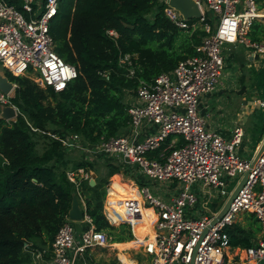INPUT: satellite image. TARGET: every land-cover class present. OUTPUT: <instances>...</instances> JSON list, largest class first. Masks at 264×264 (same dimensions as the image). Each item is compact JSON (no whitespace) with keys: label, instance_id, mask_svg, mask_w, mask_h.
<instances>
[{"label":"built area","instance_id":"obj_1","mask_svg":"<svg viewBox=\"0 0 264 264\" xmlns=\"http://www.w3.org/2000/svg\"><path fill=\"white\" fill-rule=\"evenodd\" d=\"M162 1L164 15L175 26L186 30L201 28L207 34L195 46L196 53L181 59L172 71L161 72L151 81L139 80L136 102L127 107L134 135L112 136L90 144L76 133L47 134L58 139L69 152L80 149L89 158L111 156L123 165L135 166L152 180L174 178L182 184L181 191L169 201L152 195L144 185L138 186L137 196H131L123 205L127 213L124 219L131 225V233L137 220L151 216L146 213L151 209L152 233L136 242L137 248L148 258V264H190L192 261L194 264H232L234 260L241 264H260V260L264 261V150L254 164L253 157L240 156L236 147L242 141L243 128L234 127L228 140L208 130L198 113V102L201 95L213 92L219 82L224 68V44L243 43L254 53L264 54V42H254L247 37L253 22L264 18V7L259 8L256 0H193L202 13L198 19L201 26L196 27V21L188 22L168 0ZM203 3L213 16L208 17L211 22L205 20ZM58 4L59 0H0V65L14 76L36 73L29 78L39 87H51L55 92L64 90L78 75L75 66L64 62L54 50L49 23L57 13ZM107 32L116 36L114 30ZM119 64L125 65L127 77L134 76L131 55L120 56ZM101 76L108 80L110 72L104 70ZM16 87L11 81L7 92L0 89V113L5 106L19 113L11 100ZM261 105L264 103L259 101ZM142 124L153 125L157 131L138 141L136 136ZM169 137L159 158L149 157L148 154ZM246 172L243 185L215 224L210 226L216 214H203L198 218L186 216L185 207L196 201L191 191L193 185L209 186L217 189L221 196L229 195L233 191L226 190L230 179L241 178ZM66 175L78 193L81 182L93 178L91 172L83 168L68 169ZM238 183L239 180L236 185ZM109 189L107 187L108 193ZM82 210L81 222L86 223V228L78 233L72 221L66 218L51 243V264H77L86 249L111 245L107 235L94 228L84 207ZM244 212L252 213L257 219L260 238L251 247H232L227 228ZM103 213L109 223H117L111 222L105 211ZM26 251L31 256L30 264H43L46 249L27 247ZM117 259L120 264H126L119 256Z\"/></svg>","mask_w":264,"mask_h":264},{"label":"trees","instance_id":"obj_2","mask_svg":"<svg viewBox=\"0 0 264 264\" xmlns=\"http://www.w3.org/2000/svg\"><path fill=\"white\" fill-rule=\"evenodd\" d=\"M256 2L264 7V0ZM154 7L156 11L149 17ZM164 7L162 0H59L49 32L55 52L75 66L77 77L64 90L55 92L51 87H39L28 75L6 73L8 80L17 84L11 100L19 113L11 121L0 118V264H30L27 247L46 249L49 255L54 236L66 221L73 193L79 200L84 196L86 214L96 230L106 232L110 243L132 239L128 223L115 226L108 222L100 198L111 176L113 187H121L126 193L116 174L121 165L101 162L106 166L101 172L96 167L99 163L80 149L84 155L71 162L72 151L47 133H76L94 144L117 136L129 126L125 92L135 94L139 80L151 81L161 72L172 71L181 59L196 53L195 46L207 34L201 28L175 26L164 15ZM209 16L205 20L211 22ZM108 30H114L116 36L109 35ZM249 35L251 41L264 42V18L255 20ZM125 54L131 55L133 77H127L125 65L119 64V57ZM104 70L110 72L108 80L101 76ZM257 76L264 86V69ZM261 131L264 133L262 122ZM39 137L46 138L40 153ZM170 139L149 157L159 158ZM77 168L98 172L93 186L89 180L81 182L79 193L66 175L68 169ZM128 199L110 190L105 212L111 222L126 217L123 205ZM247 214L245 224L234 222L227 228L232 247H251L260 238L257 219ZM151 222L148 216L135 223L148 229ZM232 264L241 263L234 260Z\"/></svg>","mask_w":264,"mask_h":264},{"label":"rangeland","instance_id":"obj_3","mask_svg":"<svg viewBox=\"0 0 264 264\" xmlns=\"http://www.w3.org/2000/svg\"><path fill=\"white\" fill-rule=\"evenodd\" d=\"M202 6H203L205 14L207 16L211 15V17H213L212 14L210 13V11L208 10L206 4L203 3ZM258 7L262 8L263 6L258 5ZM155 11H156V7L152 8L150 13H149V17H151ZM32 16H34V14H32ZM198 19L199 18H194V20L197 22L196 27L201 26V24L198 22ZM254 23H255V21L253 22V24ZM215 24H216V21H215ZM251 29H252V26H251L250 30ZM250 30L247 34L248 38L250 37V35H249ZM249 39L251 40V38H249ZM234 45L237 46V50L235 52L243 50V49H245L246 51H250V52L252 51V49L247 48L243 43L224 44L222 47L223 58H224V55L225 56L229 55V53L224 50L225 47L234 46ZM259 57H261L260 58L261 63H264V54L259 55ZM224 63H225V60H224ZM223 70H224V68H223ZM223 70H222V72H223ZM225 71H227L228 73H230V72L232 73L230 76V79L232 81H236L237 79H239L238 78L239 74L237 72H235L233 69L231 70L230 65H228L226 67ZM7 72L8 71L0 65V76L6 77L8 79V77L6 75ZM28 74L30 77L36 76V73H32V72H28ZM247 76H249L248 81H247L248 95L241 98L242 100L236 101L238 104L234 108L239 115H241L243 111H244V113L245 112L250 113L249 116H247L248 119L246 117L244 120L241 121L242 122L241 125L243 126V130L245 133L243 139H245L246 137H253L255 139L260 133L259 128L261 127V122L263 123V120H264V105L259 106V101H262L264 103V86L262 85V83L259 79V76H257V72H255L254 68L251 67V69L249 68L247 70ZM133 96H134V94L132 92L126 91L124 99L126 102H131L133 99ZM228 97L230 99L231 98L238 99L237 94L234 92H230L228 94ZM244 101H245V103H244ZM233 113L235 114L234 111H233ZM45 143H46V138H42V137L38 138L37 152L40 153L43 150ZM245 145H247V144H244V146ZM252 145H253V143L248 144V146L250 148L245 149L244 153L246 154L245 156L247 158L249 157L248 152H252V149H251ZM237 148H238V146L236 147V149ZM82 155H84V154L81 151H79L78 149L69 153V157L72 160L71 162L78 161V159ZM88 159H89V157H88ZM97 163H99L96 166L97 170H99L101 172H105L106 166H104V164H102L101 162H96L95 164H97ZM128 167L129 166H126L125 168L121 167V172H119L120 180H122L123 182H128V179L131 178V174H132L131 172H133V173L135 172L132 169H129ZM97 170H95V171L97 172ZM95 171H93V173L95 174V176H93V177L97 176L98 172L96 173ZM134 176L135 175L132 174V178H134ZM141 178H143L145 180V183L144 184L138 183L137 184L138 186L144 185V186L148 187L152 195L158 196L159 198H161L162 200H165V201H169L170 197H171V199H172V197H175L182 189V184L174 178L171 180H167V181H158V180H152V179L146 177L144 174H141ZM108 180L114 181L113 176L109 177ZM238 180H240L239 176H235V177H232L230 179L228 185L226 186L227 192L230 189L234 190V188L236 186V181H238ZM123 186L126 188V190H125L126 193L123 192V194H122V195H125V199L131 198V196L137 195V194H135V190L131 189V187L129 189V185L123 184ZM107 187H109V186H107ZM191 191L195 194L196 201L191 206L187 205L185 207L186 216L189 218H197L198 216L200 217L203 214L211 216L212 212H214L215 209L217 208V207H215L216 204L214 202V200H215L214 198H216L217 201H220V200L226 201L227 198L230 196V194L221 196L217 189H214V188L209 187V186L203 188L201 186V184L193 185ZM105 194H106V184L103 186L102 195L100 196V198L102 200H105L104 199ZM81 200L84 202V196L83 195H81ZM107 200H108V197H107ZM123 202H124V200H123ZM113 206L114 205H112V208H114ZM247 215H248L247 212L239 213L235 219V222H240L241 224H245L246 219L248 218ZM123 222H126V220L123 219L121 221H117V223L114 225L117 226ZM134 224L136 226H138L135 228V234L138 237L137 241L140 240L145 235L150 234L148 229L151 226V224L148 225V229L145 226H141L140 224H138V225L136 223H134ZM72 225L78 233H80L81 231H83L86 228V223H83L81 221H72ZM128 242H130V241H128ZM110 244H114V243L112 242ZM137 245L138 244L133 242V244H123L122 247L114 245L117 249L114 248V246L88 248L82 253V257L84 259V262L82 259L81 260L78 259L77 264H83V263H86V264H103L105 262L110 263V264H119V261L115 260L117 252H124L127 255H129L130 257L136 259L137 261H142L144 259V257H142L138 254V250H137L138 248H136ZM127 248H130L129 251H124ZM126 254H125V256H122V257H124V259H122V258L121 259L126 264H136L135 261L132 260L130 257L125 258ZM145 259L148 260V258H145Z\"/></svg>","mask_w":264,"mask_h":264},{"label":"crops","instance_id":"obj_4","mask_svg":"<svg viewBox=\"0 0 264 264\" xmlns=\"http://www.w3.org/2000/svg\"><path fill=\"white\" fill-rule=\"evenodd\" d=\"M224 50L229 53L228 56L224 55V60H225L224 70L220 75L219 82H218L216 88L214 89V91L211 93H206V94H203L200 96L199 102H198V113L201 117L204 118L205 125H206L208 130L214 131V132L218 133L220 136H222L224 139L228 140L231 137V133H232L233 128L236 126H241L243 128V126L241 125V123H242L241 121L244 120L250 114L249 112L244 113V111H243L242 114L239 115L234 108L238 104L236 101H238V100L240 101V100H242L241 98L248 95L247 81H248L249 76H247V70L249 68L251 69V67H252V68H254L255 72H258L259 70L264 69V63H261V59H260L261 57H259V55H262V54L254 53L253 51H251V52L246 51L245 49L235 52L237 50V46H235V45L234 46H227V47H225ZM228 65L231 66V70L233 69L235 72H237L239 74V77H238L239 79H237L236 81H232L230 79V76L232 74L231 72L228 73L227 71H225V69ZM230 92L236 93L238 96V99H236V98L230 99L228 97V94ZM135 102L136 101H135V94H134L132 101L128 102V104L130 106ZM244 103H245V101H244ZM233 111L235 112V114L233 113ZM247 119H248V117H247ZM263 124H264V120H263ZM259 129H260V133L255 139L253 137H246L245 139L242 138L241 143L238 145V148L236 149L237 153L240 156L247 158L245 156L246 154L244 152H245V149L250 148L248 146V144H251V143H253V145L251 146L252 152H248L249 153L248 158H252L256 155L258 148L260 147L261 142L264 139V133H262L261 127ZM156 131L157 130H156L155 126L142 124L139 127V131H138V135L136 136V140L140 141L149 133H153ZM244 134H243V137H244ZM118 135H126L128 137H132L134 135V133L132 132L130 126H128L124 131H122ZM244 144H247V145L244 146ZM91 158H89V159L92 160L93 162H113L114 164L119 163L122 168H125L127 166V165H123L118 160L112 159L111 156H107V155H100L97 157L94 156ZM128 168L135 171L134 173L131 172L132 174L135 175L134 178H132V174H131V178L128 179V182H123L122 180H120V174L119 173H116V174L119 176L120 183L129 185V189L131 187V189L135 190V194H136V189L138 187L137 184L138 183L144 184L145 180L143 178H141L142 173L140 171H138L135 166H129ZM90 172H91L92 176H95L93 171L90 170ZM120 172H121V170H120ZM95 178L96 177H94V184H95ZM241 178H240V180H241ZM113 183H114L113 180H108V183L106 184V194L104 197L105 200H103V212L106 210L105 204H106L107 197L109 194L107 192V186H109V188H110L109 192L111 189H112V191L119 192L115 187H113ZM123 192H124V190H123ZM134 196H137V195H134ZM170 199H171V197L169 198V200ZM214 199H215L214 202L216 204L215 207H217V208L215 209L214 212H212V214L217 215L219 213V211L222 209V207L226 201H222V200L217 201L216 198H214ZM79 201H80L81 209H83V207L85 208V203L82 202L81 200H79ZM150 212H151V209L148 208L146 210V213L149 214ZM149 215L152 216V212ZM152 219L154 220L153 216H152ZM136 227H138V226H136ZM137 238L138 237L135 234V229L133 230V228H132V239L127 240V241H123V242H113L114 244H111L110 246L117 245V246L122 247L123 244H129L131 242L136 243ZM128 241H130V242H128ZM114 248H116V247L114 246ZM129 249L130 248H127L124 251H129ZM137 250H138V254L140 256L144 257V259L142 261H137L136 259L130 257L127 254H126L125 258L130 257L132 260L135 261L136 264H148V260L145 259L147 257L142 253L141 249H137ZM117 256L124 259V257H121L117 252L116 257H115V260H117V261H118ZM81 259L84 262L83 257L80 258V260ZM43 260H44L43 264H51L50 254L44 255ZM119 264H120V262H119Z\"/></svg>","mask_w":264,"mask_h":264},{"label":"water","instance_id":"obj_5","mask_svg":"<svg viewBox=\"0 0 264 264\" xmlns=\"http://www.w3.org/2000/svg\"><path fill=\"white\" fill-rule=\"evenodd\" d=\"M168 4L175 9H177L181 16L186 19H194V18H201L202 13L198 7V5L193 0H168ZM11 88V81L8 80L6 77L0 76V89L3 92H7ZM17 116L15 113V110L11 106H5L2 108V111L0 113V118L4 120L13 119ZM264 150V139L261 142L260 147L258 148V151L256 155L253 157L252 164L257 160L259 155ZM248 175V172H246L239 183L236 185L235 189L232 191L230 196L227 198L226 202L224 203L222 209L219 211L217 215L212 219L210 226L216 223V221L222 216V214L227 210L231 200L235 197L236 193L239 191L240 187L243 185L246 177ZM94 184V177L89 180V185L92 186ZM67 217L71 221H81L83 219V210L80 206V201L77 198V195L73 193L70 208L67 213ZM207 229L204 230V233ZM263 260H260V264H263ZM190 264H194L193 261Z\"/></svg>","mask_w":264,"mask_h":264},{"label":"bare ground","instance_id":"obj_6","mask_svg":"<svg viewBox=\"0 0 264 264\" xmlns=\"http://www.w3.org/2000/svg\"><path fill=\"white\" fill-rule=\"evenodd\" d=\"M119 192H115V194H116V196H122V194H123V189L122 188H120V187H117L116 188ZM151 226H152V223H151ZM149 227V233L151 234L152 233V227ZM149 234V235H150ZM121 256V255H120ZM122 257V256H121Z\"/></svg>","mask_w":264,"mask_h":264}]
</instances>
